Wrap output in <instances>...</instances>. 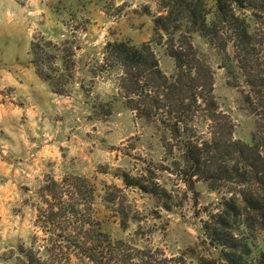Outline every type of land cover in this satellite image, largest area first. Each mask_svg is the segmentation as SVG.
Segmentation results:
<instances>
[{"label":"rangeland","instance_id":"rangeland-1","mask_svg":"<svg viewBox=\"0 0 264 264\" xmlns=\"http://www.w3.org/2000/svg\"><path fill=\"white\" fill-rule=\"evenodd\" d=\"M208 3L214 7V0ZM161 11V0H0V48L9 47L0 50V71L12 72L13 63L31 64L44 85L40 98L48 92V99H58L44 116L24 122L25 129L17 126L22 146L16 138H11L12 145L0 144V264H23L21 247H33L34 235H43L35 225L40 189L48 178L71 174L94 185V218L113 240L161 249L169 258L182 256L187 264L200 259L218 264L219 253L203 224L219 209L224 193L203 181L194 188L185 182L164 148L163 133L125 106L118 68H102L108 42L138 45L152 40ZM33 41L55 54L43 66L55 77L64 75L66 94L55 93L37 74ZM194 42L214 67L215 93L236 123L234 137L251 143L254 118L239 90L229 84L220 56L202 38L196 36ZM156 50L162 69L174 72L165 49ZM2 86L0 98L15 97L11 85ZM124 172L148 185L159 184L168 196L161 201L137 186H126Z\"/></svg>","mask_w":264,"mask_h":264},{"label":"trees","instance_id":"trees-1","mask_svg":"<svg viewBox=\"0 0 264 264\" xmlns=\"http://www.w3.org/2000/svg\"><path fill=\"white\" fill-rule=\"evenodd\" d=\"M161 9L152 40L108 42L102 68H118L125 106L163 133L185 182L194 188L203 181L224 193L203 224L218 264H264V0H214V7L208 0H161ZM196 36L220 56L229 84L253 116L251 143L234 137L236 123L220 107L214 67ZM157 47L174 61L171 74L162 69ZM40 48L33 41L37 74L55 93L66 94L64 75L43 66L55 54ZM122 177L126 186L161 201L168 196L159 184L125 172ZM40 192L35 225L43 235H34L33 247H21L23 264H187L161 249L113 240L94 218L96 189L84 176L48 178Z\"/></svg>","mask_w":264,"mask_h":264},{"label":"crops","instance_id":"crops-1","mask_svg":"<svg viewBox=\"0 0 264 264\" xmlns=\"http://www.w3.org/2000/svg\"><path fill=\"white\" fill-rule=\"evenodd\" d=\"M6 48L9 47L6 46L2 49L0 48V50L2 51ZM13 49L17 53V49L14 47ZM22 59L26 60V57ZM11 71H0V84H3L1 88L11 85L15 89V97L9 98L7 95H3V98H0L1 147L12 145L11 138H16V144L22 146L21 139H18V136H22V133L19 135L15 133L17 126H21V130L25 129L24 126L26 125H23L24 122H29L30 124L33 121V116L34 118L44 116L45 109L55 107L53 102L58 100L48 99V92H46L45 99L40 98L44 97V85H42L39 77L33 73L31 64L13 63ZM34 97L39 98L33 99ZM17 145H14L12 149L17 150Z\"/></svg>","mask_w":264,"mask_h":264}]
</instances>
